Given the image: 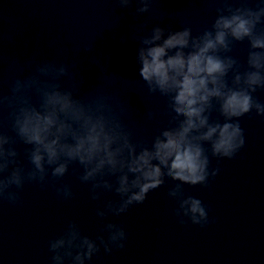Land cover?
I'll return each mask as SVG.
<instances>
[{
  "label": "clouds",
  "instance_id": "1",
  "mask_svg": "<svg viewBox=\"0 0 264 264\" xmlns=\"http://www.w3.org/2000/svg\"><path fill=\"white\" fill-rule=\"evenodd\" d=\"M216 2L221 6L215 19L195 35L190 26L177 30L148 22L135 35L139 76L148 95L166 98L169 117L168 126L151 141L135 137L126 123L131 108L118 93L100 89L81 95L74 76L65 86L67 63L29 59L24 70L30 74L16 78L7 94L0 91V203L21 204L26 184L51 186L58 199L72 200V185L62 181L69 166L78 164L73 174L90 185L91 200L101 201L106 193L118 197L97 206L102 221L143 204L167 178L174 182L167 195L175 201L172 214L179 225L206 228L214 223L208 206L185 185L209 188L221 171L219 162L234 159L245 146L240 118L251 113L264 118V102L255 96L264 90V0H255L254 6L251 0ZM114 3L130 12L135 4L134 14L143 15L155 0ZM244 41L246 66L231 55ZM4 109L9 110L8 130ZM159 114L149 110L146 120ZM18 143L27 146L23 160ZM127 240L121 223L107 220L92 238L69 221L62 234L48 241L50 264H88L101 248L110 254L124 249Z\"/></svg>",
  "mask_w": 264,
  "mask_h": 264
}]
</instances>
